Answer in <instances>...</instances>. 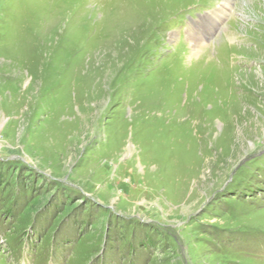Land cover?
Returning <instances> with one entry per match:
<instances>
[{"label":"rangeland","instance_id":"obj_1","mask_svg":"<svg viewBox=\"0 0 264 264\" xmlns=\"http://www.w3.org/2000/svg\"><path fill=\"white\" fill-rule=\"evenodd\" d=\"M224 1L0 0V264H264V0Z\"/></svg>","mask_w":264,"mask_h":264},{"label":"clouds","instance_id":"obj_2","mask_svg":"<svg viewBox=\"0 0 264 264\" xmlns=\"http://www.w3.org/2000/svg\"><path fill=\"white\" fill-rule=\"evenodd\" d=\"M241 8L244 10V13L248 16H255L256 13L252 10L251 5L243 3L241 4Z\"/></svg>","mask_w":264,"mask_h":264},{"label":"bare ground","instance_id":"obj_3","mask_svg":"<svg viewBox=\"0 0 264 264\" xmlns=\"http://www.w3.org/2000/svg\"><path fill=\"white\" fill-rule=\"evenodd\" d=\"M229 4V0L224 1V5L222 6L221 9H226L227 5ZM195 43L199 44L200 42L195 38ZM24 98V97H23ZM186 128V127H185ZM188 128V127H187Z\"/></svg>","mask_w":264,"mask_h":264}]
</instances>
